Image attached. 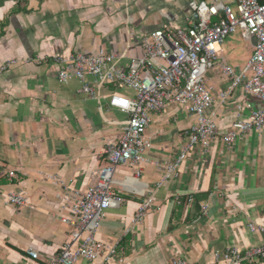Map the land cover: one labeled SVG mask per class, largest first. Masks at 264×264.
Here are the masks:
<instances>
[{
    "label": "crops",
    "instance_id": "obj_1",
    "mask_svg": "<svg viewBox=\"0 0 264 264\" xmlns=\"http://www.w3.org/2000/svg\"><path fill=\"white\" fill-rule=\"evenodd\" d=\"M190 2L235 7V0H0V65L16 60L0 72V264H49L70 239L73 228L61 221L70 202L59 195L95 183L104 148L119 138L126 118L109 105L110 97L132 95L106 85L98 89L100 101L92 99L79 91L76 78L58 80L53 56L102 51L120 57L125 67L142 55L141 40L150 31L187 26L196 17ZM240 37H231L234 54L228 55L225 39L221 53L237 70L253 51V38ZM205 80L215 99L230 83L220 62L208 65ZM251 101L260 105L242 88L225 104L216 101L219 136L206 151L197 145L178 176L160 187L194 116L171 103L150 113L145 134L152 145L140 173L128 163L116 168L112 189L125 201L105 211L97 230V239L116 255L105 260V251L76 264H166L172 257L226 264L214 259L216 250L264 245V232L247 226H264V128L238 136L230 147L221 140L234 121L248 118ZM17 192L25 205L8 202ZM177 196L183 203H175ZM147 200L145 216L135 223Z\"/></svg>",
    "mask_w": 264,
    "mask_h": 264
},
{
    "label": "built area",
    "instance_id": "obj_2",
    "mask_svg": "<svg viewBox=\"0 0 264 264\" xmlns=\"http://www.w3.org/2000/svg\"><path fill=\"white\" fill-rule=\"evenodd\" d=\"M189 7L196 17L187 26L150 31L141 40L142 55L130 58L125 67L119 65L120 57L102 51L53 56L59 64L58 80L76 78L80 83L79 91L92 99L100 101L98 89L106 85H113L116 90H130L132 95L114 93L110 97L109 105L118 108L126 118L120 122L119 138L104 148L105 161L97 171L95 183L83 191L72 190L67 197L59 195L70 202L69 216L61 217V221L70 224L73 230L49 264L94 260L105 251V260L116 255L114 247L97 239V230L105 211L125 201L123 195L112 189L116 168L128 163L135 167V175L140 173L145 151L152 145L145 134L151 121L150 113L161 112L171 103L194 116V122L185 131L183 144L167 164L157 187L178 176L181 164L197 145L206 151L219 136L214 104L216 101L225 104L236 89L242 88L260 105L247 102L248 118L234 121L221 135V140L230 147L238 136L264 128V0H235L234 8L222 2H190ZM237 31L245 39L253 38L252 54L241 70L229 65L221 56L225 37ZM213 62H220L221 72L230 79L216 99L205 80L206 69ZM15 63V59L4 61L0 72ZM9 174L12 176L14 172ZM62 191L67 193V188ZM8 202L22 206L27 199L22 192H17L9 194ZM187 202H192V197L189 196ZM149 203L147 200L141 204L135 223L143 219ZM175 203L183 201L177 196ZM247 226L251 232H264L263 225L252 221ZM28 254L38 257L34 249H29ZM214 259L226 264H253L264 259V245L246 249L228 246L222 251L216 250ZM166 264L192 263L183 257H172Z\"/></svg>",
    "mask_w": 264,
    "mask_h": 264
},
{
    "label": "rangeland",
    "instance_id": "obj_3",
    "mask_svg": "<svg viewBox=\"0 0 264 264\" xmlns=\"http://www.w3.org/2000/svg\"><path fill=\"white\" fill-rule=\"evenodd\" d=\"M233 36V38L234 39H236V40H238L239 38H241L240 36V32L239 31H237V33H235L234 35H232V34H230V35H228L227 37H226V39H225V46H226V48H227V53H228V55H231V54H234V48H233V46H231V44L234 42L235 43V41H231V37ZM233 43V44H234ZM247 61V60H246Z\"/></svg>",
    "mask_w": 264,
    "mask_h": 264
},
{
    "label": "water",
    "instance_id": "obj_4",
    "mask_svg": "<svg viewBox=\"0 0 264 264\" xmlns=\"http://www.w3.org/2000/svg\"><path fill=\"white\" fill-rule=\"evenodd\" d=\"M195 16H196V14H195Z\"/></svg>",
    "mask_w": 264,
    "mask_h": 264
}]
</instances>
